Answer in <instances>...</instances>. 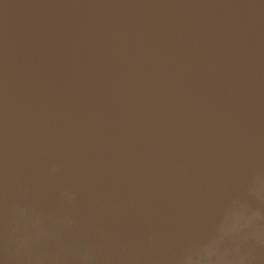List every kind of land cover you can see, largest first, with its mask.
Wrapping results in <instances>:
<instances>
[{"label": "water", "instance_id": "obj_1", "mask_svg": "<svg viewBox=\"0 0 264 264\" xmlns=\"http://www.w3.org/2000/svg\"><path fill=\"white\" fill-rule=\"evenodd\" d=\"M0 264H264V0H0Z\"/></svg>", "mask_w": 264, "mask_h": 264}]
</instances>
